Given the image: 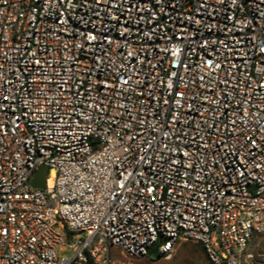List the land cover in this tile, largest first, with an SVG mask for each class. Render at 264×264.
<instances>
[{
    "label": "built area",
    "instance_id": "2783aa9c",
    "mask_svg": "<svg viewBox=\"0 0 264 264\" xmlns=\"http://www.w3.org/2000/svg\"><path fill=\"white\" fill-rule=\"evenodd\" d=\"M257 233L264 0H0V264H255Z\"/></svg>",
    "mask_w": 264,
    "mask_h": 264
},
{
    "label": "rangeland",
    "instance_id": "374dc122",
    "mask_svg": "<svg viewBox=\"0 0 264 264\" xmlns=\"http://www.w3.org/2000/svg\"><path fill=\"white\" fill-rule=\"evenodd\" d=\"M248 249L254 255L255 264H264V234H255ZM111 255L116 264H212L198 243L191 241L181 242L169 258L131 255L120 247H112Z\"/></svg>",
    "mask_w": 264,
    "mask_h": 264
},
{
    "label": "water",
    "instance_id": "95a60500",
    "mask_svg": "<svg viewBox=\"0 0 264 264\" xmlns=\"http://www.w3.org/2000/svg\"><path fill=\"white\" fill-rule=\"evenodd\" d=\"M49 170L47 165H42L39 167L36 175L33 177L31 184L37 188H44L46 185V175Z\"/></svg>",
    "mask_w": 264,
    "mask_h": 264
},
{
    "label": "trees",
    "instance_id": "16d2710c",
    "mask_svg": "<svg viewBox=\"0 0 264 264\" xmlns=\"http://www.w3.org/2000/svg\"><path fill=\"white\" fill-rule=\"evenodd\" d=\"M198 245L202 248V250L206 253L204 246L201 243H198ZM152 255L156 256L159 258L158 253H157V248L155 246L151 247L149 249L147 257L150 258ZM207 255V254H206ZM208 258V257H207ZM210 261V260H209ZM85 264H94L91 259H89Z\"/></svg>",
    "mask_w": 264,
    "mask_h": 264
}]
</instances>
